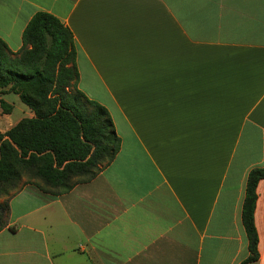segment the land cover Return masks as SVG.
<instances>
[{
  "label": "crops",
  "instance_id": "0c3cea01",
  "mask_svg": "<svg viewBox=\"0 0 264 264\" xmlns=\"http://www.w3.org/2000/svg\"><path fill=\"white\" fill-rule=\"evenodd\" d=\"M38 12L71 32L76 89L120 145L60 195L22 182L1 198L0 264H264V179L253 262L241 219L264 167V0H0L10 52Z\"/></svg>",
  "mask_w": 264,
  "mask_h": 264
},
{
  "label": "trees",
  "instance_id": "16d2710c",
  "mask_svg": "<svg viewBox=\"0 0 264 264\" xmlns=\"http://www.w3.org/2000/svg\"><path fill=\"white\" fill-rule=\"evenodd\" d=\"M21 41L20 50L12 53L0 39V95H17L32 113L0 133V198L22 175L36 179L42 192L60 195L92 180L113 160L120 141L107 110L76 89V51L69 29L38 12ZM0 108L10 114L11 106L2 99ZM262 179L264 167L255 168L245 184L241 219L248 262L258 258L253 214ZM6 214L7 204L0 202V229Z\"/></svg>",
  "mask_w": 264,
  "mask_h": 264
},
{
  "label": "rangeland",
  "instance_id": "374dc122",
  "mask_svg": "<svg viewBox=\"0 0 264 264\" xmlns=\"http://www.w3.org/2000/svg\"><path fill=\"white\" fill-rule=\"evenodd\" d=\"M88 88L89 90H95L96 92H98L99 94H102L100 88L94 84H89V85H78V89H84V88ZM0 99H2L5 103H7L8 105L11 106V110H10V114L9 115H4L2 109L0 108V129L2 128H10V125H5V122L9 121L12 123H17L19 120L23 119V118H30L32 117V113L30 112V110L23 104L21 103V101L19 100L18 96L13 94V93H7L4 95H0ZM83 107V106H81ZM112 114L114 115L115 120H117V114L112 112ZM13 126V125H11ZM37 180L31 177H28L26 175H22L17 177L15 185H14V189L13 188H7L6 190V194L2 195L1 198H7L11 193H13V191H15L16 189H18V186L20 183L22 182H26V183H37ZM0 198V199H1ZM6 199H4L5 201Z\"/></svg>",
  "mask_w": 264,
  "mask_h": 264
}]
</instances>
